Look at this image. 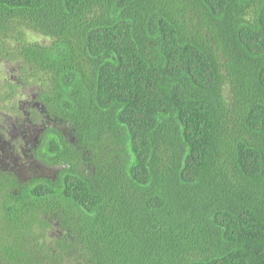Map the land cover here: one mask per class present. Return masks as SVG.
<instances>
[{"label": "trees", "instance_id": "obj_1", "mask_svg": "<svg viewBox=\"0 0 264 264\" xmlns=\"http://www.w3.org/2000/svg\"><path fill=\"white\" fill-rule=\"evenodd\" d=\"M0 60L56 170L0 169V264H264V0H0Z\"/></svg>", "mask_w": 264, "mask_h": 264}, {"label": "flooded vegetation", "instance_id": "obj_2", "mask_svg": "<svg viewBox=\"0 0 264 264\" xmlns=\"http://www.w3.org/2000/svg\"><path fill=\"white\" fill-rule=\"evenodd\" d=\"M26 106L22 111L15 103L13 111L17 115L12 116L11 121L0 124V169L9 171L11 175L14 173L22 181L38 176L47 177L45 173L40 175L39 168L55 170L36 159L35 151L45 128L34 116L36 104L33 99Z\"/></svg>", "mask_w": 264, "mask_h": 264}, {"label": "rangeland", "instance_id": "obj_3", "mask_svg": "<svg viewBox=\"0 0 264 264\" xmlns=\"http://www.w3.org/2000/svg\"><path fill=\"white\" fill-rule=\"evenodd\" d=\"M29 37L35 41H45L44 38H40L39 34L36 33H30ZM19 74L20 72L16 63L0 60V97L1 94L8 89L10 83H16L19 80ZM20 90L21 93L13 102H3L0 99V124H5L6 121H11L12 116L14 117L17 115L16 111H13V106L15 103L22 111H24V109L27 107L26 103L32 100L33 90H30V88H21ZM39 170L41 171L40 175L45 173V175L53 176L55 173V170L43 168H39Z\"/></svg>", "mask_w": 264, "mask_h": 264}]
</instances>
